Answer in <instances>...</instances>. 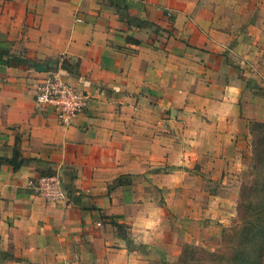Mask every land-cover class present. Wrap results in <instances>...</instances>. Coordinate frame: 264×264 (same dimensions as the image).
I'll use <instances>...</instances> for the list:
<instances>
[{"label":"crops","instance_id":"1","mask_svg":"<svg viewBox=\"0 0 264 264\" xmlns=\"http://www.w3.org/2000/svg\"><path fill=\"white\" fill-rule=\"evenodd\" d=\"M252 3L0 0V264H144L131 248L137 213L154 206L161 217L138 245L154 248L167 202L179 200L171 188L191 179L186 155L227 137L237 104L245 120L264 116L243 69L255 45L264 53V16L246 14ZM52 69L88 96L67 126L33 101ZM224 122L225 133L215 126ZM48 174L65 200L35 194L31 183Z\"/></svg>","mask_w":264,"mask_h":264},{"label":"rangeland","instance_id":"2","mask_svg":"<svg viewBox=\"0 0 264 264\" xmlns=\"http://www.w3.org/2000/svg\"><path fill=\"white\" fill-rule=\"evenodd\" d=\"M252 2L255 8L246 14L264 16L261 1ZM255 46V59L243 69L251 75L249 94L263 96L264 53ZM240 105L234 108L236 126L215 124L220 132L229 129L227 137L203 140L198 152L186 155L191 179L181 177L171 188L179 200L167 202L164 241L148 250L131 245L144 264H264V116L245 120ZM121 231L128 239L127 226Z\"/></svg>","mask_w":264,"mask_h":264},{"label":"built area","instance_id":"3","mask_svg":"<svg viewBox=\"0 0 264 264\" xmlns=\"http://www.w3.org/2000/svg\"><path fill=\"white\" fill-rule=\"evenodd\" d=\"M33 101L37 106L51 105L58 123L67 126L73 116L86 108L88 96L63 80L58 69H52L35 84ZM31 186L35 194L45 201L65 200L64 191L55 174L37 176Z\"/></svg>","mask_w":264,"mask_h":264},{"label":"clouds","instance_id":"4","mask_svg":"<svg viewBox=\"0 0 264 264\" xmlns=\"http://www.w3.org/2000/svg\"><path fill=\"white\" fill-rule=\"evenodd\" d=\"M162 224L161 217L153 207H146L137 213L131 225V239L134 244L147 245L159 231Z\"/></svg>","mask_w":264,"mask_h":264},{"label":"trees","instance_id":"5","mask_svg":"<svg viewBox=\"0 0 264 264\" xmlns=\"http://www.w3.org/2000/svg\"><path fill=\"white\" fill-rule=\"evenodd\" d=\"M6 161L10 162L13 168H16L18 166V164H19V163H15L13 159H8ZM111 224L115 227L118 237H120V238L124 239L125 241H127L126 237L122 234V231H121L122 228H123V225H121V224H119L117 222H114V221L111 222Z\"/></svg>","mask_w":264,"mask_h":264}]
</instances>
